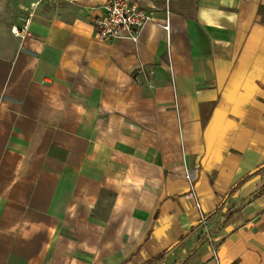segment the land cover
Wrapping results in <instances>:
<instances>
[{"label": "crops", "instance_id": "crops-1", "mask_svg": "<svg viewBox=\"0 0 264 264\" xmlns=\"http://www.w3.org/2000/svg\"><path fill=\"white\" fill-rule=\"evenodd\" d=\"M105 1L0 2V264H264V0Z\"/></svg>", "mask_w": 264, "mask_h": 264}, {"label": "built area", "instance_id": "built-area-1", "mask_svg": "<svg viewBox=\"0 0 264 264\" xmlns=\"http://www.w3.org/2000/svg\"><path fill=\"white\" fill-rule=\"evenodd\" d=\"M58 2L62 0H39ZM153 11L145 7L141 0H106L100 14L94 17L93 24L98 37L102 40L131 39L137 41L142 28L152 19ZM168 27V25H166ZM13 32L22 34L20 27H13ZM198 208L200 204L197 203ZM202 223L207 222L201 213Z\"/></svg>", "mask_w": 264, "mask_h": 264}, {"label": "trees", "instance_id": "trees-1", "mask_svg": "<svg viewBox=\"0 0 264 264\" xmlns=\"http://www.w3.org/2000/svg\"><path fill=\"white\" fill-rule=\"evenodd\" d=\"M248 176L243 177L242 179H240L231 189V191H233L236 187H238ZM264 191V187L258 191V193Z\"/></svg>", "mask_w": 264, "mask_h": 264}, {"label": "rangeland", "instance_id": "rangeland-1", "mask_svg": "<svg viewBox=\"0 0 264 264\" xmlns=\"http://www.w3.org/2000/svg\"><path fill=\"white\" fill-rule=\"evenodd\" d=\"M6 0H0V2H5ZM0 11H1V9H0ZM0 16H1V12H0ZM13 27H14V25L11 27V31H13Z\"/></svg>", "mask_w": 264, "mask_h": 264}, {"label": "water", "instance_id": "water-1", "mask_svg": "<svg viewBox=\"0 0 264 264\" xmlns=\"http://www.w3.org/2000/svg\"><path fill=\"white\" fill-rule=\"evenodd\" d=\"M255 170H258V169H255Z\"/></svg>", "mask_w": 264, "mask_h": 264}]
</instances>
